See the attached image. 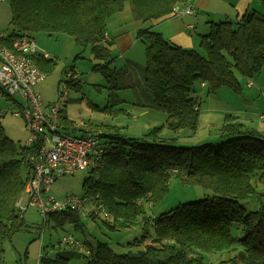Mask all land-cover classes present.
<instances>
[{
	"label": "trees",
	"instance_id": "trees-1",
	"mask_svg": "<svg viewBox=\"0 0 264 264\" xmlns=\"http://www.w3.org/2000/svg\"><path fill=\"white\" fill-rule=\"evenodd\" d=\"M191 1L8 0L12 30L7 35L0 34V44L10 47L15 39L32 37L36 31L61 32L71 35L83 47L89 45L96 60H110L112 41L106 39V23L126 3L132 16L145 22L173 14L175 5ZM259 1L262 12L249 9L236 16L235 21H209L208 33L199 37L201 52L173 44L149 27L137 30L136 38L145 48L143 78L152 107L167 114L169 129L196 130L199 106L189 96L195 82L203 83L208 92L221 86L237 90L240 85L235 71L251 77L261 70L264 0ZM32 59L43 74L51 72L56 64L40 53ZM102 67L98 63L94 69ZM70 80L65 77L62 81ZM2 92L6 94L3 88ZM117 102L121 99L110 92L107 107ZM60 122L71 132L82 130L74 127L63 108ZM157 130L155 127L151 135L134 140L114 133L100 134L108 137L102 166L97 171L90 170L82 188L86 193L98 194L97 199L108 215L102 221L109 228L149 222L153 236L147 244H143L144 235L129 242L127 251L122 253L115 252L106 242L88 245L83 255L86 264H192L201 263L202 252L223 251L233 252L224 264H264V137L255 130L242 128L230 115L224 117L220 127L223 140L216 145H175L157 138ZM82 131L80 135L85 133ZM33 151V145L11 140L0 123V264H4V243L10 242L14 232L23 227L19 201L30 176L28 156ZM172 176L182 183L210 189L212 195L147 218L144 203L163 199ZM257 185L262 187L260 205L246 212L240 200L252 196ZM87 216L95 219L97 214ZM49 217L59 226L68 220L81 228L76 211L63 210ZM232 224L239 226L240 236L231 233ZM138 243L144 248L133 250L132 246ZM70 257L63 253L52 257L41 252L39 263L70 264Z\"/></svg>",
	"mask_w": 264,
	"mask_h": 264
},
{
	"label": "rangeland",
	"instance_id": "rangeland-1",
	"mask_svg": "<svg viewBox=\"0 0 264 264\" xmlns=\"http://www.w3.org/2000/svg\"><path fill=\"white\" fill-rule=\"evenodd\" d=\"M216 1L219 4V0L213 2L216 3ZM224 6L227 8V5L224 4ZM260 9L257 11L262 12L263 10ZM183 16L190 17L196 14ZM10 17L8 0H0V34L7 35L11 32ZM235 19V16L223 15L209 20L218 22L235 21ZM138 22L132 16L128 3L122 11L108 18L106 36L112 41L109 46L110 60H96L90 52L89 45L83 47L77 44L67 33L33 32L32 38L36 44L37 53L47 54V57L56 63L53 70L44 73L43 79L34 87L42 102L48 105L51 102L60 101L61 109L65 110L67 118L72 121L75 128H81L93 134L114 133L127 140L146 138L147 135H151V130L157 127L155 136L173 142L175 145H216L223 140L220 137L222 134L220 127L225 115L235 118L242 128L255 130L264 137V65L251 77L235 71L240 85L237 90L229 86H221L215 92H208L205 85H201L199 81L195 82L189 96L194 98L199 106L196 130L169 129L166 126L167 114L152 107V97L144 82L146 55L144 44L135 36ZM201 27L205 28L196 31L195 28L190 29L195 31L193 49L199 52H201L198 46L199 37L208 33L209 22L205 20L200 24V29ZM150 29L156 31L153 28ZM98 63L104 66L101 70L94 69ZM68 71H72L73 78L66 83V93L59 96L58 87ZM249 82L250 84H247ZM110 92L115 93L121 102L107 107ZM10 98L2 92L0 87V111L4 112L2 116L0 115V123L11 140L16 144H23L29 138V131L24 119L12 113L18 110V103H22L23 99L17 94L13 96V99ZM82 130L71 132L68 129L75 135L82 134ZM107 140V136L99 138L101 144ZM90 175L89 169L58 175L51 184L50 194L57 201H62L67 195L82 196L86 193L82 188V182ZM261 192L262 187L257 185L256 192L252 196L240 200L246 212L259 207ZM211 195L210 189L198 184L182 183L172 176L169 178L168 191L163 199L155 203H144L145 216L152 218L181 203ZM19 208L22 210L23 227L14 232L10 242L4 243V261L9 255L6 253L7 248H12L19 264H40L41 252L52 257L57 253L71 255L70 264H86V258L83 255L86 254L88 245L106 242L115 252L122 253L127 251L129 242L141 239L144 235L143 244H147L153 236L149 222L145 225L138 223L130 227L111 229L102 221L105 217L100 210L95 219L79 214L81 228L75 227L74 223L68 220L63 221L59 226L54 218L48 215L44 220L37 207L28 205V196L25 193L20 199ZM90 208L91 205L86 203L85 211H88V214L91 213ZM230 230L235 236L241 235L240 228L236 224H232ZM68 235H72L74 239L81 242L82 250H77L63 241V237ZM143 244L133 245L132 249H142ZM232 254L233 252L227 251L202 252L201 263L192 264H224L223 261Z\"/></svg>",
	"mask_w": 264,
	"mask_h": 264
},
{
	"label": "built area",
	"instance_id": "built-area-1",
	"mask_svg": "<svg viewBox=\"0 0 264 264\" xmlns=\"http://www.w3.org/2000/svg\"><path fill=\"white\" fill-rule=\"evenodd\" d=\"M193 11L190 3L173 7L174 15H190ZM188 27L193 29L192 26ZM37 52L36 44L29 36L15 39L10 47L0 44V87L12 99L16 94L23 99L22 103H18V110L12 113L24 119L29 131L25 144L34 146V151L28 156L31 170L24 189L28 205L37 207L44 220L46 216L63 210L87 216L89 212L85 211L86 203L91 205V213L98 215L100 210L107 217V212L97 199L98 194L67 195L62 201H57L50 194L51 184L58 175L85 169L97 171L102 166L104 144L99 142L101 133L85 131L83 135H75L64 129L60 122V101L48 105L42 102L34 90L35 85L44 77L32 59ZM65 76L73 78L71 71L66 72ZM58 89L59 96L65 94L66 81H62ZM2 113L1 110L0 115ZM63 241L82 250L81 242L72 235L63 237Z\"/></svg>",
	"mask_w": 264,
	"mask_h": 264
},
{
	"label": "crops",
	"instance_id": "crops-1",
	"mask_svg": "<svg viewBox=\"0 0 264 264\" xmlns=\"http://www.w3.org/2000/svg\"><path fill=\"white\" fill-rule=\"evenodd\" d=\"M214 0H192L191 5L193 6V13L196 16H183L184 14L174 15L168 14L157 20L150 21H139L136 24L137 30L144 27L153 28L154 30L160 32L164 38L173 44L184 48H194L195 38L193 37L196 30H203L205 27H201L205 20L206 22L213 21L210 18H217V16H238L249 9H262L261 2L259 0H219V4L213 2ZM259 2V4L257 3ZM223 3V5H222ZM227 5V8L224 6ZM260 9V10H261ZM190 14V15H192ZM223 14V15H220ZM147 24V26H143ZM188 26L195 28V31H191ZM137 32V31H136ZM136 36V33H135ZM106 39L109 38L106 36ZM132 41L134 39H131ZM247 84H250L247 83ZM203 85V83H201ZM16 251L19 250L16 248ZM4 264H19L16 259V254H14L12 248H7Z\"/></svg>",
	"mask_w": 264,
	"mask_h": 264
}]
</instances>
